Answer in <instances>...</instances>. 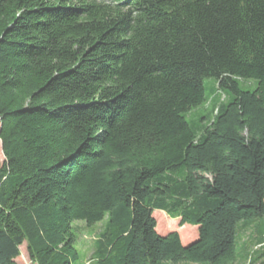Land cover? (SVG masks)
<instances>
[{"label":"trees","instance_id":"1","mask_svg":"<svg viewBox=\"0 0 264 264\" xmlns=\"http://www.w3.org/2000/svg\"><path fill=\"white\" fill-rule=\"evenodd\" d=\"M0 141V264H264V0H0Z\"/></svg>","mask_w":264,"mask_h":264},{"label":"rangeland","instance_id":"2","mask_svg":"<svg viewBox=\"0 0 264 264\" xmlns=\"http://www.w3.org/2000/svg\"><path fill=\"white\" fill-rule=\"evenodd\" d=\"M242 88H245L246 86L248 87H252L253 84L252 82H246V83H241ZM205 87H206V92H207V98L211 97V92L213 90V88L217 87V82L215 79H206L205 80ZM226 100V98L224 96H222L219 100H218V104H222L224 103ZM212 102H208L207 104H205L203 107H200L197 110H194V112H192L190 114V118L188 119V121L190 120H197L198 116H209L211 114L212 111ZM0 161L3 162L4 161V155L2 152V145H1V141H0ZM161 215H163V217H161ZM154 218L157 220L158 223V232L162 235H166L171 231H179L181 232L180 228H179V221L176 220L174 222L175 226L173 227V229H170L171 226H167V228H165L163 226V224H161L162 222V218H164V214L160 213V212H154L153 214ZM166 216V215H165ZM167 217V216H166ZM166 217L164 219H166ZM165 222L168 224V221L165 220ZM105 224V221L99 225H97L94 229L90 230L86 227V224L84 222H76L73 224V230L75 231V234L78 237V242H77V249L79 251L81 260H82V264H91V258L93 255V247H94V241L98 235V233L100 232L102 226ZM178 226V227H177ZM191 227V226H188ZM193 228V227H192ZM195 228V227H194ZM197 229L194 231L192 230V234L190 235V238H188V242H192L193 240L196 239L197 237ZM182 235V237H184V235L186 234L185 232H181L180 233ZM248 236V234H244V239H246ZM186 237V236H185ZM185 245H188L187 243H184ZM190 244V243H189ZM17 264H32L31 260L29 258L28 252H27V248H26V244L23 245L21 247V256L16 260Z\"/></svg>","mask_w":264,"mask_h":264},{"label":"crops","instance_id":"3","mask_svg":"<svg viewBox=\"0 0 264 264\" xmlns=\"http://www.w3.org/2000/svg\"><path fill=\"white\" fill-rule=\"evenodd\" d=\"M166 217V216H165ZM166 219H167V217H166Z\"/></svg>","mask_w":264,"mask_h":264},{"label":"bare ground","instance_id":"4","mask_svg":"<svg viewBox=\"0 0 264 264\" xmlns=\"http://www.w3.org/2000/svg\"><path fill=\"white\" fill-rule=\"evenodd\" d=\"M211 117V116H210Z\"/></svg>","mask_w":264,"mask_h":264}]
</instances>
